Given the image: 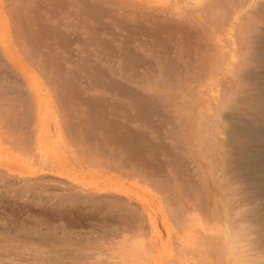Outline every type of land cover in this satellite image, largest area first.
<instances>
[{
	"label": "bare ground",
	"instance_id": "1",
	"mask_svg": "<svg viewBox=\"0 0 264 264\" xmlns=\"http://www.w3.org/2000/svg\"><path fill=\"white\" fill-rule=\"evenodd\" d=\"M17 1L19 0H13L11 3ZM98 1L95 0L97 3L105 0ZM114 1L113 4L116 3L114 6L121 5L120 1H117L118 3ZM130 1L133 2L134 0ZM147 1L169 3L172 0ZM174 1L175 6L173 8L183 7L180 12L174 11L172 8L165 10L162 7L164 4H160L162 8L159 11L160 6L157 7L159 4L155 6L156 9L158 8L157 12L151 2H144V0L139 1V4L144 5L143 8L141 5L137 6L138 9L135 6L133 8L132 4L135 2L131 4L128 1L130 5L127 0L123 1L126 2L127 7H121L128 11L133 8L132 16L131 10L130 14L126 12L129 14V16L127 14L128 17L135 18L138 15H134L135 12L141 10L143 13L148 8L147 11L150 12V15L147 14L148 17H153L152 14L155 12L163 19L168 18L169 15L172 17V14H177L176 16L179 17L189 15L202 21L203 18L204 20L208 19L207 21L210 18L212 25L216 22L219 24L220 18L225 21L224 13L227 14L230 10L228 16L231 18L226 16V20L228 19L230 21L228 24H230L226 25L227 21H223L227 27L230 26V30L228 32L222 31L225 32L223 34V36L226 35L225 38L220 36L226 40V37L230 38L233 34H239V41L243 45L242 51L237 50V48L239 49L236 47L239 45L237 44L238 39L236 41L228 39L230 41H227L226 46H223L224 43L222 45L217 44L216 47H219V51L216 47L213 48L216 42L212 39L214 34H220L218 31L223 30L220 28L223 23L219 24L220 26L216 24L215 28L213 26L209 28L212 29L211 31L216 28L220 30L217 31L216 29L212 33L213 37L212 35L208 37L214 42L209 39L210 41L207 42H213L211 43L212 47L208 49L210 46L208 43V47H206L209 52L212 51L210 50L212 48L213 53L214 51L218 52L214 54L211 52L212 54L208 55V53L203 52L206 48L204 50L200 48L202 51L199 50L200 52L198 51L196 55L194 48L196 60L193 62L197 61L194 64L198 63L199 68L200 66H207L208 63L207 68L201 67L207 70H203L204 73L199 74L205 82L203 84H214L218 89L219 85L226 87L233 84L238 87L237 90H240L242 95L226 96L222 106L225 111L221 113L222 109L217 108L216 97L213 100H204L202 99L205 96L203 93H191L189 97L197 99L199 103L194 113L198 117L196 129L192 127L189 130V124H186L185 120V123H182V125L184 124L182 131L178 130L180 133L178 131L173 133L177 138L165 135L166 138L164 137V139H169V142L164 144L158 140L156 135H152L154 132L150 129L152 131L148 132L147 135L152 136L144 137L148 144L146 143L142 150L139 148V151L133 150L134 145L131 146L133 143L131 138L129 139L124 133L113 131L112 126L109 127L108 121L105 120V108H102L100 114L102 118H100L98 113L90 111L91 109L87 111V104L89 103L71 99L74 96L70 94H68L69 99H62L66 95L61 92V98L53 99L54 95H51L53 93H50L49 97L52 98H49L42 68H32L23 51L10 49L9 25L6 16L0 12V255L12 256L17 254L26 257L29 254L40 258L44 256L47 259L57 261L68 259V262H72L74 259H79L84 262L81 264H105V256H101L105 250L100 247L80 246L81 244L86 245L87 239L72 241L68 236L70 232H64V230H70L65 225L61 227L62 236L57 246L47 251H41V248L36 246L32 251L26 250L33 239L28 241L30 236L16 234V231L27 230V226L30 224L25 207L30 201L41 206L42 201L48 198L51 202L56 200L54 203L62 208L68 204L67 206L71 208L98 209L103 213L109 209L114 211L116 218L110 223V228L114 227L117 233L114 234L115 231H112L113 235H111L112 233H110L111 236L108 235L110 239L105 235V228L108 224L104 220H100L102 224L97 222L95 225H89L85 230H77L86 233L98 230L102 235L99 233L98 236L91 238L90 244H105L106 237L110 244L118 247L122 245L120 253L123 256H130L133 260L123 259L116 253H109L111 257H117L121 263L110 261L106 264H161L165 258H168L167 261H171L173 253L170 238L163 239L160 235L161 229H159L162 225L168 234L172 233L174 236L173 225L171 226L172 222L168 216L171 212L166 210L167 208L164 207L166 205L163 206L160 201L162 196H168L167 192L170 191V187H165L163 190L165 194L161 192V188L159 189L161 184L159 181H162L159 179L161 175L155 171L152 164V158L163 155L165 156L163 157L164 161H162L164 168L160 173L164 178H167L165 181H170L171 178H175V175L178 177L180 174L187 175L184 178L187 177L189 180L190 178L198 180L202 177L205 191L211 195L215 194L217 192L215 188L220 186L218 177L222 173L218 172L221 171L229 179H232L227 184H221V187L227 189L229 200L237 195H242L244 200L252 205L251 220L258 227L259 246L264 248V91L249 90L241 84L242 81L248 79V76L243 77L241 72L242 74L245 71L252 73L255 68L254 64L259 59L258 54L252 50L256 43L254 41L256 36H253L256 29L250 28L248 25L250 21L255 19L254 17L259 18L260 14H263L264 3L259 5L258 0ZM254 3L259 6H257L258 9ZM180 4L182 6H179ZM220 4L221 9L222 5L225 4L230 5V9L228 10L227 7L229 6L226 5L225 12L222 10L221 14L217 13ZM108 5L109 3L106 4V6ZM128 5L132 8H129ZM169 5L171 6V4ZM166 6L164 7L166 8ZM119 8L120 6L115 7L117 10ZM117 12L119 13V11ZM149 12L145 11V13ZM188 12L190 13L188 14ZM214 12L220 16L223 14L224 17L218 18L219 15H215L217 19L214 16L212 18L211 14L214 15ZM145 13L138 17L148 20ZM120 14L117 16L118 18H121L122 14ZM111 15L110 18H113L112 13ZM159 16L156 18L160 20ZM191 22L193 26L195 21ZM233 23L234 27L232 26ZM246 23H248L247 28H241V24ZM202 30L206 31L205 29ZM205 41L204 44H206ZM261 63L259 62V64ZM252 75L256 76L255 73ZM194 76L196 75L191 74L190 77L183 75V79L180 80L181 78L175 75V78H178L175 83L180 80L181 83L187 82L190 85L194 79L195 81L197 78L198 81L201 80L200 76H196L197 78ZM251 87H254V84ZM60 88L58 89L60 90ZM167 89L165 87L156 94L160 101L159 110H163L168 117L175 115L174 112L177 105L180 104V99L170 100L167 97ZM83 92L87 94L88 91ZM58 95L59 93H57ZM189 117L187 116V119ZM221 123L228 128L225 132L226 137L217 138L203 132L205 128H208L210 132L213 126L218 127ZM177 127L176 124L174 128ZM199 128H201V133ZM194 130L196 132L192 133ZM242 132H246L247 135ZM154 143L162 146L159 148ZM161 149L164 150L159 152ZM172 164L178 168L172 170ZM165 166L168 167L165 168ZM170 166L171 168H169ZM234 181L244 184L245 188L242 194L235 190ZM188 189L187 186L186 190ZM154 192L162 194L156 195ZM213 207V210L217 212V201L215 200ZM196 212L178 207V213L182 215L186 227H191L186 223V218L189 216L193 225H202L208 220V216H199L194 214ZM39 220L41 219L39 218ZM36 221L34 225H36ZM37 223L39 222L37 221ZM40 225H42L41 221L38 227ZM37 229L41 233L40 227ZM19 237L22 238L19 239ZM179 253L187 255V252L183 250H180ZM96 254L98 256H95ZM94 257H98V259H94Z\"/></svg>",
	"mask_w": 264,
	"mask_h": 264
},
{
	"label": "rangeland",
	"instance_id": "2",
	"mask_svg": "<svg viewBox=\"0 0 264 264\" xmlns=\"http://www.w3.org/2000/svg\"><path fill=\"white\" fill-rule=\"evenodd\" d=\"M12 1L1 0L0 2L2 3L0 4V12L6 16L5 18L9 25L8 36L10 49L23 51V54H26L25 56L28 64L32 68H42L43 79L47 87L46 91L49 94L48 97L50 93H53L51 94L52 96L54 95L53 99H58L61 98L60 94L64 93L66 96L62 94V99H69L70 96L68 94H70L74 96V98L71 97V99H77L78 101L82 100L85 103H89L90 106L87 104V111L91 109L90 111L98 113L100 118H102L100 115L101 110L105 108V120L108 121L109 127L112 126L111 129L113 131L124 133L129 139L131 138V142H133L131 146L134 145L132 147L133 150L139 151V148L142 150L147 143L145 138H149L148 136L156 135L158 140L163 144L169 140L164 139L165 135H170L171 138L173 136L177 138L173 133L178 130L182 131L184 128V124L182 125V123H185V120L186 124H189V130L192 129V127L196 129L198 117H196L194 113L199 103L197 99L189 97L191 93H203L205 96L202 99L204 100H213L216 97L218 109H222L225 98L228 96L233 97L242 95V92L237 90L238 87L233 84L226 87L219 85V89L214 84H203L205 82L199 74H203V70H207L204 68H207L208 63L207 66H200L199 68L198 63L194 64L197 61L193 62V60H196V55L197 52L201 50L200 48H202V50L206 48L203 52L209 55L217 44L222 45L224 43L223 46H226L230 40H240L238 38L239 34H233L232 37H226V40L224 39L226 35L223 36V34L230 30V26H226L228 22H230L228 19L226 20V16L230 15V5L228 4L222 5V9L220 4L217 10V13H222V10L224 11L226 8L225 6H229L227 7L229 10L227 14L224 13L225 21H227V23H225L226 25L223 23L224 20L220 18L223 14L221 16L216 12H214V15L213 13L211 14L212 18L213 16L215 17V15H219L218 18H220L219 20H221V22L218 23H223L226 29H224L225 26L223 25V27H220L221 29L223 28V30L216 28L217 31L220 30L218 31L220 34H214V38L212 39L217 43L215 42V46L213 45V48L210 49L212 51L209 52V50H207L208 44H210L208 47L209 49L212 47L211 43L214 41L208 37L211 35L213 37L212 33L216 31V29L211 31L212 29L209 27L213 26V28H215L217 22L215 21V24L213 22L214 25H212L211 19L209 18L211 16L208 17L210 22L207 21L208 19L204 20V18L203 22L198 18V20L194 17L193 19L189 15H186L187 17H179L176 16L177 14H172V17H170V15L168 16L167 14L168 18L165 17L164 19L156 15L162 7L165 10L167 8H172V10L180 12V9L183 7H177V9L173 8L175 6L174 0L169 3L144 0V2H151L153 7L158 4L157 7H159L160 4H164L163 6L161 5L162 7L160 6L159 9L157 8L158 11L155 7L157 12H155V10H153L155 13L152 11L155 14V16L152 14L153 17L150 16L152 18L148 17L150 15V12L147 11L148 8L145 9L146 12H149H143L146 15L149 14L147 15L148 20H143L141 17H138L140 14H143L141 10H138V12L134 14H138L137 17L139 19L137 17H131L134 12V6L136 9H138L137 6L139 5L143 8L144 5L139 4L140 0H132L135 3L138 2L136 4L127 0V3L131 2V4H135H132L133 8L128 5L129 8H132V10L130 9L132 12L122 8L127 7L126 2H123L124 0H115L116 2L120 1L121 4L117 5L120 6L118 10L115 9L117 6H114L116 3L113 4L114 0H99L100 2L96 0L99 3L95 2V0H30V2L29 0L28 2L27 0H19L11 3ZM22 1H25V3ZM108 3L109 5L106 6ZM257 3L261 5L264 3V0H258ZM169 4H171V6ZM164 6H166V8ZM179 6H182V4ZM254 6L257 7L258 5L254 3ZM116 10L119 11V13ZM114 11L118 14L114 13ZM126 12H129V14L131 12V16L128 17L129 14ZM111 13L113 14V18H110L112 16ZM120 13L122 14V16H120L122 19L117 17ZM189 13L190 12H188V14ZM262 13L263 14H260L261 16L259 15L260 17L257 15L259 18L254 17L256 21H254L255 19L252 20V22L250 21L249 25V22L241 24V28H247L248 25L250 28L253 27V29H256L253 34V36H256L254 40L256 42L254 45L255 48H252V50L258 54L257 57H259L252 71L256 76L252 75L249 71H245L243 74L241 72L243 77L248 76L247 81H242L241 84L247 87V89L255 91H264V12ZM106 14H108L109 17L108 15L106 16ZM156 16H159L161 19L159 20ZM227 18L231 17L228 16ZM187 21L190 25H188L189 23ZM191 21H195L193 22V26ZM219 24H217V26H220ZM232 26L234 27V23ZM202 29L208 31L206 32ZM224 30L225 32L223 33L222 31ZM233 33H235V31H233ZM209 39L213 42H207L210 41ZM204 40H206V44L208 43L207 45L203 43ZM238 41L237 44L239 45L235 46L239 47L237 50L242 51L243 45L241 41H239V43ZM194 48L196 55H194ZM216 49L219 51V47H216ZM217 52L214 51V53ZM259 62L262 63L259 64ZM191 74L200 76L201 80L199 79L198 81V78L194 76L197 79L196 81L194 79V81L190 82V85L187 84V82H180V80L183 79V75L185 77H190ZM175 75L181 78L177 83L175 82L178 78H175ZM253 84L254 87H251ZM165 87L168 88L167 97L170 100L174 98L180 99V104L177 105L174 112L175 115H170L168 117L163 110H159L160 101L156 94ZM58 88H60V90ZM83 91L88 92L86 94ZM56 92L59 93L60 97L59 95L57 96ZM224 111L225 110L222 109L221 113ZM187 116L190 117L187 119ZM176 124L178 127L174 128ZM186 127L188 128L187 125ZM218 127L213 126L210 132L208 128H205L203 132L209 133L217 138L226 137L227 134L225 132H227L228 128L225 127L223 123L219 124ZM150 129L153 130L154 134L147 135L148 132L152 131ZM199 131L201 133V128H199ZM194 132H196V130L192 133ZM242 133L247 135L246 132ZM154 144L159 148L162 146L156 143ZM163 150L161 149L159 152ZM163 157L165 156L152 158L154 169L161 176L162 174L160 172L164 168V163L162 162L164 161ZM171 166L173 167L171 168ZM171 166L169 168L172 170L173 168H175L174 170L178 168L173 164ZM166 167L168 166H165V168ZM218 173H222V175L218 177L220 186L217 189L215 188L217 192L211 195L206 193L202 177L198 180L194 178H190L189 180L187 177L184 178L187 175L183 176L182 174H178V177L175 175V178L170 179V181L173 179L175 183H170L169 180L165 181L167 178L159 176V179L162 180L161 182L159 181V183H161L159 185V189L161 188L160 190H162L161 192L165 194V191H163L165 187H170V191L167 192L168 196H162L160 201L163 206L164 204L166 205L164 206L167 208L166 210H170L171 212L168 216L169 219H171L170 222H172L171 226L173 225L172 230H174L173 236L172 233L168 234V231H165L166 228H164V226L161 225L159 227V229H161V237L163 239H166V237L170 238V246L173 253L171 261H167L168 258H165L161 264H201L203 252L193 238L192 228L184 225V221L181 217L182 215L178 213V207L183 210H195L197 212L194 214L199 216H208V220L211 222L206 220L202 225L198 226L200 232L209 230L212 222L226 212L228 206L227 202L229 201L228 191L226 188L222 189L221 184H227L230 180L232 181V179H229V177L221 171ZM184 183L185 185L183 186ZM187 186L189 187L188 190H186ZM154 193L156 195L162 194L157 192ZM214 200L217 201V212L213 210ZM42 202L43 204L41 206L35 204L33 201L27 204L25 211L29 215L28 221L30 224H28L27 230L15 232L19 236H30L31 238L27 239L28 241L33 239L28 246L29 248L26 249L27 251H32L34 246L41 248V251H47L57 246L62 236L61 227L65 225L70 230H64V232H70L68 236H70L72 241L87 239L86 245L81 244L80 246L100 247L105 250V253L102 252L101 254L102 257L105 256V264L110 261H119L117 257H111L109 253H116L123 259L132 260L130 256H123V254L120 253L122 245L118 247L117 245L110 244L108 241V238L110 239L109 236L113 235L112 231H115L114 234L117 233L114 227L110 228V223L116 218L114 211L109 209L105 210L103 213L98 209L71 208L67 206L68 204L64 205L62 208L59 207L57 203H54L56 200L51 202L48 198H45ZM214 212H216V214H214ZM39 218L41 220H39ZM36 220L42 223V225L39 226L41 233L39 229H37L39 228V223H37ZM100 220H104L105 223L108 224L109 227L107 226L105 228V235L106 237L109 236L107 239L105 237V244H90L91 238L98 236L97 234L100 232L97 230L92 232L88 231L87 233L80 231V233L77 230H85L89 225H95L97 222L102 224ZM35 221L36 225H34ZM110 233L112 234L110 235ZM100 234L102 235V233ZM21 238L19 237V239ZM34 238L37 239L35 240ZM19 242L22 241L19 240ZM166 248L168 247L166 246ZM180 250L187 252V255L179 253ZM95 256H98V254ZM41 257L42 258L31 256L29 254L26 257L17 254L12 256L0 255V264L84 263L79 259L68 262V259L57 261L47 259L44 256ZM94 259H98V257H94ZM119 263H121V261H119Z\"/></svg>",
	"mask_w": 264,
	"mask_h": 264
},
{
	"label": "clouds",
	"instance_id": "3",
	"mask_svg": "<svg viewBox=\"0 0 264 264\" xmlns=\"http://www.w3.org/2000/svg\"><path fill=\"white\" fill-rule=\"evenodd\" d=\"M237 193L244 192V184L234 181ZM228 210L205 232L191 225L193 238L203 252L201 264H264V248L258 243V227L251 220L252 205L242 195L227 202Z\"/></svg>",
	"mask_w": 264,
	"mask_h": 264
}]
</instances>
